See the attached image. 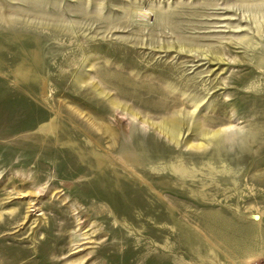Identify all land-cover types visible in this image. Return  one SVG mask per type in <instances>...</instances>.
I'll return each mask as SVG.
<instances>
[{"label": "rangeland", "instance_id": "obj_1", "mask_svg": "<svg viewBox=\"0 0 264 264\" xmlns=\"http://www.w3.org/2000/svg\"><path fill=\"white\" fill-rule=\"evenodd\" d=\"M0 264H264V0H0Z\"/></svg>", "mask_w": 264, "mask_h": 264}, {"label": "bare ground", "instance_id": "obj_2", "mask_svg": "<svg viewBox=\"0 0 264 264\" xmlns=\"http://www.w3.org/2000/svg\"><path fill=\"white\" fill-rule=\"evenodd\" d=\"M166 115V114H165ZM164 115V116H165ZM168 117V116H167ZM164 118V117H162ZM142 124H149L150 126H154V124L152 123H149V122H146V121H141ZM163 125H159L157 126L156 130L159 132V134H162L164 135L165 137H167L168 139L170 140H179L180 139V135H181V132L182 130L184 129V120L183 119H180L178 117H175V116H172L170 115L167 119H165L163 122ZM224 131H221V129L219 130H216V131H213L212 134H209V133H205V144H199V145H193L190 143V141H187V146L191 147V148H197V149H200V148H204L206 147L207 145L211 144V143H214L223 133ZM117 160L119 161V163H125L124 162V158L122 157H119L117 158ZM169 169H171L172 172H174L175 174H177L179 177H186V174H189L190 172L187 171V169L183 168V167H175L173 165H171L169 167ZM153 170H161V169H158L157 167H153ZM164 170V168H163ZM156 172V171H155ZM190 175V174H189ZM192 175V174H191ZM188 177V175H187ZM193 177V175H192ZM183 179V178H182Z\"/></svg>", "mask_w": 264, "mask_h": 264}]
</instances>
